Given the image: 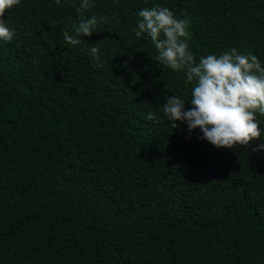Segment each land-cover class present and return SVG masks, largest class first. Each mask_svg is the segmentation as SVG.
Masks as SVG:
<instances>
[{
	"label": "trees",
	"instance_id": "1",
	"mask_svg": "<svg viewBox=\"0 0 264 264\" xmlns=\"http://www.w3.org/2000/svg\"><path fill=\"white\" fill-rule=\"evenodd\" d=\"M80 6L21 0L3 17L15 36L0 41V264H264V117L246 149L174 130L164 98L187 103L193 85L135 36L139 10L167 7L197 62L235 48L264 65V0ZM93 16L91 37L64 42Z\"/></svg>",
	"mask_w": 264,
	"mask_h": 264
},
{
	"label": "clouds",
	"instance_id": "2",
	"mask_svg": "<svg viewBox=\"0 0 264 264\" xmlns=\"http://www.w3.org/2000/svg\"><path fill=\"white\" fill-rule=\"evenodd\" d=\"M61 0H55L60 5ZM21 0H0V41L11 42L14 31L7 27L3 17ZM91 6V0H81L77 9L82 14ZM135 36L144 34L150 38L157 56L155 61L161 69L186 74V82L193 85L191 98L186 103L181 97L166 96L162 106L164 118L176 130L186 124L191 133L199 129L198 139L207 141L216 149L249 148L252 141L261 137L259 117H264V65L257 56L240 54L235 48L217 56L209 54L197 62L188 43V21L178 19L167 7L139 10ZM99 22L107 23L106 17ZM98 20L95 16L83 20L74 28V34L62 31L66 44L76 46L84 42L82 37H91ZM98 46H92L90 54L93 67L101 69L103 62L98 55ZM190 104V108H186ZM147 120L156 117L149 113ZM253 151H264V144Z\"/></svg>",
	"mask_w": 264,
	"mask_h": 264
}]
</instances>
